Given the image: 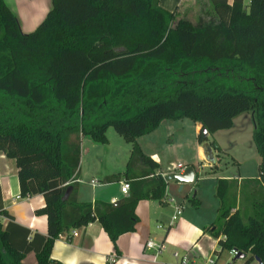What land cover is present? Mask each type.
I'll return each instance as SVG.
<instances>
[{
	"label": "trees",
	"instance_id": "obj_1",
	"mask_svg": "<svg viewBox=\"0 0 264 264\" xmlns=\"http://www.w3.org/2000/svg\"><path fill=\"white\" fill-rule=\"evenodd\" d=\"M159 1L51 0L45 19L23 33L0 0V152L16 162L21 197L43 196L35 214L48 223L44 235L15 222L0 187V264H27L29 253L36 264H56L60 235L93 222L117 249L118 238L136 229L140 201L166 202L159 163L136 142L164 120L187 118L212 135L253 111L255 181L264 187V0H207L196 23ZM109 127L132 150L126 170L105 181L123 178L128 195L117 206L79 202L81 138L107 144ZM198 142L219 150L202 131ZM241 184L218 180L217 216L205 231L219 239L217 257L236 250L242 264H264V194L244 212L235 192Z\"/></svg>",
	"mask_w": 264,
	"mask_h": 264
},
{
	"label": "crops",
	"instance_id": "obj_2",
	"mask_svg": "<svg viewBox=\"0 0 264 264\" xmlns=\"http://www.w3.org/2000/svg\"><path fill=\"white\" fill-rule=\"evenodd\" d=\"M5 1L18 17L23 33L33 32L45 19L51 8V0ZM234 1L228 0L230 4H233ZM207 2V0H160L159 5L165 11H177L180 14L179 17H186L183 14L196 8L198 4ZM247 3L245 2V4ZM187 18L190 19L189 17ZM160 131L164 132L165 135H162ZM201 131V124L187 118L176 121L164 120L153 132L136 139L142 151L159 163L157 172L161 173L164 178L167 174L173 172L183 173L184 170L179 168V165L183 166V168L188 166L195 168L196 178L193 183L189 184L191 188L185 198L196 209L201 205L200 200L196 197V190H193V186L195 189L197 186L199 166L203 164L204 167L214 169L216 165L215 159L211 155L213 151L209 153L208 148L198 142V136ZM86 139L89 141L88 143H94L88 137L81 138V160L77 186L78 201L111 203L113 198L120 200L126 197L128 193L124 194L121 192L123 178L118 182L107 183L105 181L106 177L116 174L115 172L117 171H113L109 167H104L96 162L93 165L94 169L89 173L84 168L83 155H86V148H84ZM163 139L164 141L162 142ZM129 144L126 167L132 150V144ZM175 145L181 151L180 161L176 164L165 162L161 157L162 152L170 153ZM189 148L192 150L191 156H188L187 151ZM187 158L189 161H185ZM144 168L143 165L139 164L136 166L135 172L142 173ZM17 173L16 162L0 152V187L4 209L14 216L15 222L29 228L33 232L45 235L48 231L47 217L35 214L36 209L44 206V198L42 195L21 197ZM243 181L239 179L238 183L241 184ZM167 183L165 203L157 200H142L138 203L136 214L139 222L136 225V229L134 232L125 233L118 238L116 242L117 249L102 225L99 222H93L85 227L75 229V232H72V229L60 235L52 248L51 258L57 262L56 264H109L108 258L116 254L118 257L116 264H178L179 259L174 256L177 252L180 256L186 255L190 257L197 264H205L207 259L211 258L214 259V264H218L220 257L223 255L222 253L219 257L216 256L219 239L205 231V228L210 226L215 220L210 223H202V221H191L185 217L184 201L180 202V197L177 194L176 200L174 194H170V183L175 185L174 192L178 186L180 191L187 183L180 184L174 181H168ZM193 191L195 193L191 196L190 194ZM193 197L199 201L198 206H195L190 200ZM215 200L218 202L219 207V201L216 197ZM175 201H178V203ZM177 206H181L182 212L178 215L175 223L171 224ZM2 221L6 225L8 219L2 218ZM149 240L163 244L162 252L157 254L155 249L146 248V242ZM24 262L36 264V255L29 253L25 257ZM255 263L256 261L251 264Z\"/></svg>",
	"mask_w": 264,
	"mask_h": 264
},
{
	"label": "rangeland",
	"instance_id": "obj_3",
	"mask_svg": "<svg viewBox=\"0 0 264 264\" xmlns=\"http://www.w3.org/2000/svg\"><path fill=\"white\" fill-rule=\"evenodd\" d=\"M245 2L247 3V0ZM201 4H198L196 8L189 10L183 16L189 17L196 23L201 13ZM255 119L256 115L253 111L243 112L234 118L233 126L230 129L219 130L209 136L210 142H215L219 150L216 153L215 151L211 153L216 164L214 169L204 167L203 164L199 166L196 189L193 186V190H196V197L201 202L198 209L194 208L185 198V195L189 194L191 188L189 184H185L180 191L178 186L174 192L175 185L170 183V194H174L175 200L177 194L180 197V202L184 201L185 217L191 221H202V223H210L212 220H215L218 202L215 200L214 192L218 179L244 180L241 187L235 190L238 204L244 212H247V208L249 210L253 197H260L264 194V187L255 181L259 176V165L261 163V158L252 138ZM160 132L162 135H165L164 132ZM107 137V144L96 143L90 137L88 139L94 143H88L89 141L85 140L84 148H86V155H83L84 168L88 173L94 169L93 165L95 162L102 164L104 167H109L113 171H117L115 172L116 174L125 171L128 157L127 151L130 144L113 127L108 128ZM187 152L188 156H191V148ZM180 154V148L175 145L170 153L167 154L166 151H163L161 157L165 162L168 161V163L176 164L180 161ZM185 161H189L188 158ZM194 193L195 191L190 195L192 196ZM175 202L178 203V201ZM242 217L246 222V214L244 215L243 213ZM234 258L229 251H224L218 264H241L243 261L237 260L235 262L233 261Z\"/></svg>",
	"mask_w": 264,
	"mask_h": 264
},
{
	"label": "built area",
	"instance_id": "obj_4",
	"mask_svg": "<svg viewBox=\"0 0 264 264\" xmlns=\"http://www.w3.org/2000/svg\"><path fill=\"white\" fill-rule=\"evenodd\" d=\"M179 168H181L182 170H185V167L183 168V166H181V165H179ZM129 188H130V186H129V182H127V181H123V182L121 183V192H122V193L127 194L128 191H129ZM118 201H119L118 199L113 198V199L111 200V203H112L114 206H117ZM181 212H182V208H181V206H177V207H176V213H175V214L173 215V217H172V223H171V224H174V223H175V221L177 220L178 215H180ZM0 217H1V216H0ZM72 232H75V229H73ZM146 248H149V249H155L156 252H157V254H159V253H161L162 250H163V244L157 243V242H155V241H153V240H149V241L146 242ZM230 253H231L233 256H236V255L238 254V251H236V250H232V251H230ZM174 256H175L177 259H179V263H178V264H197L196 261L192 260L190 257H188V256H186V255H185V256H180L179 253L176 252V253L174 254ZM117 261H118V257H117L116 254H113L112 256H110V257L108 258V263H109V264H116ZM214 262H215L214 259L211 258V259H207V261L205 262V264H214Z\"/></svg>",
	"mask_w": 264,
	"mask_h": 264
},
{
	"label": "water",
	"instance_id": "obj_5",
	"mask_svg": "<svg viewBox=\"0 0 264 264\" xmlns=\"http://www.w3.org/2000/svg\"><path fill=\"white\" fill-rule=\"evenodd\" d=\"M202 133H203L204 137H208V135H209V133L206 129H203ZM207 150L209 153L212 152L211 148H208ZM195 178H196V170L193 166H188L187 168H185L183 173L173 172V173L167 174L165 176V180L167 182L168 181H174V182L180 183V184H184V183L191 184L195 181ZM67 195H68V191L66 192L65 197ZM243 258H244V255L238 253L234 259H235V261H237V260H242ZM256 262L260 263V260L258 258H256Z\"/></svg>",
	"mask_w": 264,
	"mask_h": 264
}]
</instances>
